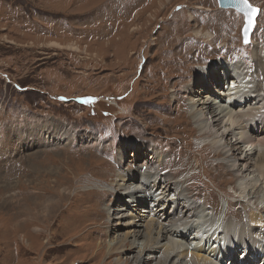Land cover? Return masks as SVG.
Masks as SVG:
<instances>
[{
	"label": "rangeland",
	"instance_id": "374dc122",
	"mask_svg": "<svg viewBox=\"0 0 264 264\" xmlns=\"http://www.w3.org/2000/svg\"><path fill=\"white\" fill-rule=\"evenodd\" d=\"M118 1L0 0V264H115V255L108 254L106 243L121 239L132 226L140 227L126 223V217L116 214L123 212L119 194L118 208L114 207V196L109 195L100 206L94 200L91 205L84 204V209L81 202L74 201L92 188L112 192L111 182L97 180L75 188L72 186L75 177L68 176L84 170L88 163L91 171L123 169L139 183L141 169L148 166L146 162L151 158L149 143L162 154L163 162L168 161L164 167L168 170L161 169L163 174L175 175V169L187 165L178 174L186 180V194L196 196L202 205L209 198L206 209L213 218L220 219L226 210L239 217L235 215L236 208L228 206L231 199L209 175L211 172L215 182L219 181L218 169L227 181L236 182L234 173L225 166L215 168L222 160L216 158L214 148L198 149V141L191 136L194 131L189 127L188 86L183 85L184 81L176 85L180 89L175 92V98L185 97V107L179 109L182 131L169 128L177 111L167 105L176 104L172 85L181 80L172 76L175 66L182 71L186 54L190 51L192 55L194 47H198L195 50L198 59L190 60L191 67L183 80H193L199 66L245 59L251 62L246 66V75L253 78L256 67L252 64V41L248 44L242 41L244 15L233 8L221 9L218 0H172L160 15L158 0H144L147 4L142 2L138 8L128 0L122 8L110 12L109 7ZM249 1L259 8L252 40L260 41L264 39V0ZM202 3L211 5L216 12H230L239 18L233 37L229 40L218 37L210 43L194 36V27L216 28L214 19L204 16L205 11L197 13ZM178 4L183 7L175 11ZM185 21L192 25L184 34L189 48L179 42L181 36L177 35L179 43L172 44L170 56L164 36L170 25L167 22L172 23L174 31L179 27L181 33ZM51 42L64 46L75 43L81 50L54 47ZM140 54L147 59L142 69L138 68L143 64ZM184 136H191L187 144ZM123 144L125 161L118 153ZM135 166L137 171L128 170ZM77 179L79 184L84 181ZM57 180H66L71 185L66 191L69 199L59 202L62 213H56L48 224L34 231L38 222L33 217L16 215L18 199L28 204L36 194L40 200L50 194V198L60 200L65 185L55 192L51 185ZM101 207L113 209L114 215L109 218L113 229L107 230L108 236L103 233L107 226L95 215ZM15 218L28 221L26 229L31 231L32 238L21 240ZM97 225L102 226L92 233L86 232ZM242 253H245L242 249L237 251L238 259L244 258L240 256ZM155 261L150 264H157L158 260ZM128 263L136 264L133 256Z\"/></svg>",
	"mask_w": 264,
	"mask_h": 264
},
{
	"label": "bare ground",
	"instance_id": "6f19581e",
	"mask_svg": "<svg viewBox=\"0 0 264 264\" xmlns=\"http://www.w3.org/2000/svg\"><path fill=\"white\" fill-rule=\"evenodd\" d=\"M126 1L128 0H124L123 2L118 1L110 6L108 10L111 12L113 8H122ZM132 1L137 8L138 4L144 2V0ZM158 2L161 5L160 15L161 12L169 8L168 5L172 3V0H158ZM163 3L166 4L163 5ZM205 5L207 4L202 3L197 13L202 14L205 11L204 16L214 19L216 28L212 30L204 28L205 26L194 27V36L201 37L210 43H213L218 37L227 40L233 37L232 32L237 30L239 18L230 12H216L211 8V5ZM181 7L183 6L178 4L174 6V9L175 11H179ZM229 14L231 16L227 17ZM262 17H264V14ZM167 23L170 25L167 31L164 32V36L166 35V46H168L170 56L172 55V44L174 43L182 42L184 47L189 48L185 44L186 38L184 34L188 32L187 28L192 29V25L185 21L183 26L180 25L182 28V32L180 33L179 27L174 31L172 23ZM217 23H219L218 27ZM220 30L225 31L223 35L219 33ZM177 35L181 36L179 42L176 41ZM263 40L259 41L255 38L252 40V64L256 68L251 79H248L245 72L246 66L251 65V62L245 59L243 61L235 60V62L230 60L227 62L229 64L225 60H222L221 63L215 62L210 66H199L198 74H196L197 76L193 80H183L187 76L186 72L191 67L190 60L192 58L194 60L198 59L195 56L197 53L195 50L198 47H194L192 55L190 51L186 54L183 70L179 71L175 66V72L173 71L172 76L180 77L181 80L172 85V97L176 104L173 106L167 105V107L177 111V116L172 118L170 125H167H169V128L175 129L176 127L182 131V125L179 123V109L185 107V97L175 98V92L180 89L176 85L184 81L183 85L188 86L186 95L188 99L186 100L188 101V111L190 112L188 118L191 119L189 127L194 131L191 136H194L195 140L198 141L200 145L198 149L214 148V154L218 156L216 158L222 160V164L219 166L215 167L214 164L215 168H223L225 166L234 173L233 176L235 175L236 182L227 181L223 177V173L218 169L216 174H218L217 179L219 181L215 182L214 178L216 177L211 172H209V175L211 181L215 185H221V190L231 199L228 206L236 208H234L235 215L239 216L238 218L233 217L230 214L232 211L229 212L227 210L220 219L213 218L206 209L210 203L209 198H206L202 205L198 203L196 196L186 194V180L181 179L178 174L183 172L187 165L175 169V175H166L165 173L164 175L162 170H168L164 169V167H167L168 161L163 162L162 154L150 143L149 145L152 146L150 147L151 158L149 157L150 160L146 162L148 166H144L141 169L142 177L139 183H136V177L132 173L124 172L123 169L113 171L104 168L99 171H91L89 170L88 166L90 164L88 163V166L84 170H78L76 173L74 171L70 175L67 174V176L69 175L68 177H75L72 180V186L75 188H80L86 182L91 181L111 182L109 186L113 189L112 192L99 188H92L82 192L80 197L78 196L74 200L75 202L82 203V209L85 207L84 204L91 205L94 200H97L96 203L100 206L108 195L109 197L114 196V207L118 208L116 199L120 195L118 201L122 205L121 211L123 212L116 214H121L119 215L121 218L126 217V223L140 227L136 228L132 226L121 239L117 238V241L112 239L106 243L108 254L115 255L113 258L115 264H129V258L132 256L136 264H150L156 262L155 260H158L157 264H264ZM220 44L222 43L220 42ZM50 45L58 48L67 47L71 50H81V47L77 46V44L75 45V43H69L64 46L59 42H51ZM184 47L182 50L185 52L187 50ZM140 58L143 64L141 66L138 65V68L142 69L146 65L147 59L144 54H140ZM172 64L173 62H171ZM168 81L166 82V89L169 87ZM191 136H184L186 144L191 140ZM118 153L120 158L125 161L126 146L124 144L120 147ZM166 153L171 156L172 153H175V150L171 154L167 151ZM169 156L167 157L169 158ZM156 157L158 159H155ZM172 157L174 158V156ZM104 161L108 163L107 160ZM130 161L133 162V159H130ZM181 163L182 161L180 165ZM199 164L201 165V163ZM128 170L137 171L138 166L129 167ZM77 178H82L84 181L79 184ZM43 181L48 180L43 179ZM77 184L78 186H75ZM63 185H65V192L59 194L60 200L50 198L48 192H45L48 195L44 199L42 198L43 200H40L39 194H34L36 198L32 197L31 202L28 204L24 203L26 200L18 199L16 207L19 210L17 209L16 215L24 217L28 214L33 217L35 222L39 224H36V228L33 229L34 231H37L38 226L48 224L56 213L63 212L58 208L59 202H65L69 199V193H66V191L71 186H68L66 180L65 182L57 180L54 185H51L55 188V192L59 191V188ZM67 203L65 204L67 205ZM170 205L171 207H169ZM75 209L71 210L74 212ZM95 215L100 217V223L107 226V229L103 233L108 236L110 232L107 233V230L113 229L112 224H109V218H112L114 215L113 209H103L101 207L100 210L95 212ZM107 216H110L107 221H102ZM25 222L28 224L27 220L15 218L14 223L15 228H17L16 232L23 241H25L24 239L28 240V238L33 237L30 235L31 231L26 229L27 225ZM98 226L102 225L87 228L86 232L92 233ZM31 245V243L28 244L30 248H32ZM206 246L209 247L206 248ZM239 249L248 252V260L236 258Z\"/></svg>",
	"mask_w": 264,
	"mask_h": 264
},
{
	"label": "water",
	"instance_id": "95a60500",
	"mask_svg": "<svg viewBox=\"0 0 264 264\" xmlns=\"http://www.w3.org/2000/svg\"><path fill=\"white\" fill-rule=\"evenodd\" d=\"M248 2L252 6V8H254L256 11H255V14L252 16L251 26H248V36H247L248 42L245 43L244 29L247 26V17L245 16L244 11L241 10L243 8V4L241 3V0H218V4H219L220 8H234V9L238 10L239 12L243 13L244 23H243V26L241 29V33H242V41L244 44H248L252 41V32L255 28L256 18L259 14V8L257 6H254L249 0H248Z\"/></svg>",
	"mask_w": 264,
	"mask_h": 264
},
{
	"label": "snow or ice",
	"instance_id": "6c2138e0",
	"mask_svg": "<svg viewBox=\"0 0 264 264\" xmlns=\"http://www.w3.org/2000/svg\"><path fill=\"white\" fill-rule=\"evenodd\" d=\"M241 3L243 4V8L241 9L244 11L245 16L247 17V26L244 29V35H245V43L248 42L247 36H248V26H251L252 23V16L255 14V9L252 8L248 0H241Z\"/></svg>",
	"mask_w": 264,
	"mask_h": 264
}]
</instances>
